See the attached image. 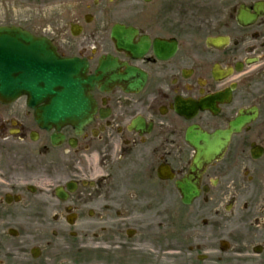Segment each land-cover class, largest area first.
<instances>
[{"label":"flooded vegetation","instance_id":"af4514ba","mask_svg":"<svg viewBox=\"0 0 264 264\" xmlns=\"http://www.w3.org/2000/svg\"><path fill=\"white\" fill-rule=\"evenodd\" d=\"M11 1L0 26L96 79L82 127L40 128L26 98L0 112L11 264H122L148 213L174 230L211 216L218 243L235 217L263 250L264 0Z\"/></svg>","mask_w":264,"mask_h":264},{"label":"water","instance_id":"95a60500","mask_svg":"<svg viewBox=\"0 0 264 264\" xmlns=\"http://www.w3.org/2000/svg\"><path fill=\"white\" fill-rule=\"evenodd\" d=\"M60 62L46 43L33 41L12 28H0V101L7 104L27 95L31 106L46 102L43 112L56 114L54 118H39L46 129L71 122L70 113L79 116L82 125L91 113V102L82 92L92 79L85 78L84 71L66 70L77 64L61 68ZM197 195L192 188L183 194L182 202L190 204Z\"/></svg>","mask_w":264,"mask_h":264},{"label":"rangeland","instance_id":"374dc122","mask_svg":"<svg viewBox=\"0 0 264 264\" xmlns=\"http://www.w3.org/2000/svg\"><path fill=\"white\" fill-rule=\"evenodd\" d=\"M0 2V14L2 15L5 11L8 16L10 13L12 17V1L0 0ZM0 19V24L4 23V19ZM0 108L2 112H7V115H12V105L4 109ZM2 145L3 143L0 144ZM4 193H6V187L0 183V197ZM0 213L6 212L1 211ZM204 218L207 219L206 226L202 225ZM0 219L4 220V216ZM235 220V217H224L225 233L228 230L231 234H236L237 239L229 242L226 252H220L216 240L224 233L218 234L217 219L208 215L195 218L194 214L186 223L187 229L177 227L174 230L169 227L167 220L163 217L156 218L152 213L145 214L140 229L142 237L133 240L127 252L121 253L123 259L120 258V260L124 261L122 264H198L195 261L196 257L198 254H203L207 260L199 264H264V260L261 261L264 259V248L261 254L254 255L247 241L236 242L240 235L237 233ZM92 233L90 232L89 236ZM190 235L191 238L187 239L186 237ZM87 243L89 247L96 244L91 238L87 240ZM11 244L12 237L0 231V261L2 264H11L9 257ZM195 247H199L198 252H195Z\"/></svg>","mask_w":264,"mask_h":264}]
</instances>
